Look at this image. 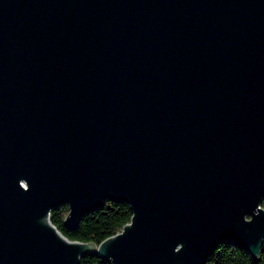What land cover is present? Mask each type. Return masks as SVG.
I'll return each mask as SVG.
<instances>
[{
  "label": "water",
  "instance_id": "water-1",
  "mask_svg": "<svg viewBox=\"0 0 264 264\" xmlns=\"http://www.w3.org/2000/svg\"><path fill=\"white\" fill-rule=\"evenodd\" d=\"M264 0H0V264H204L264 237ZM106 199L98 243L62 223Z\"/></svg>",
  "mask_w": 264,
  "mask_h": 264
},
{
  "label": "trees",
  "instance_id": "trees-1",
  "mask_svg": "<svg viewBox=\"0 0 264 264\" xmlns=\"http://www.w3.org/2000/svg\"><path fill=\"white\" fill-rule=\"evenodd\" d=\"M260 204L264 207V195ZM67 211L66 202L49 209V221L67 238L98 243L117 232L129 220L131 210L125 201L106 199L99 206L83 212L75 227H66L62 221ZM77 264H110L95 253L80 256ZM204 264H264V237L257 259L232 240H220L209 252Z\"/></svg>",
  "mask_w": 264,
  "mask_h": 264
}]
</instances>
